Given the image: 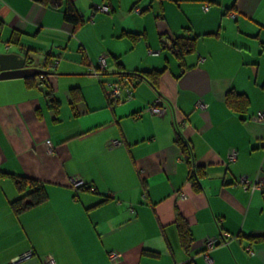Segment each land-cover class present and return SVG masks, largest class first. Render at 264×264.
I'll return each instance as SVG.
<instances>
[{"label":"crops","instance_id":"0c3cea01","mask_svg":"<svg viewBox=\"0 0 264 264\" xmlns=\"http://www.w3.org/2000/svg\"><path fill=\"white\" fill-rule=\"evenodd\" d=\"M178 1L171 15L169 5L158 6L157 38L140 58L127 63L110 52L113 63L85 81L71 76L89 73L86 66L99 69L101 56L96 63L98 54L86 53L87 43L80 40L86 48L78 44L80 57L57 60L84 25L82 12L84 23L73 29L61 11L33 0H0V51L20 53L38 68L54 55L53 68H43L47 76H36L39 85L26 81L31 76L0 79V169L39 179L48 193L45 202L16 216L9 202L20 193L11 179L0 178V264H43L48 253L56 264H114L111 250L120 254L115 264H264V120L257 117L264 113V0ZM183 1L191 2L184 12ZM142 20L135 18L139 28ZM125 28L119 36L144 32L146 40L145 29ZM182 33L198 37L180 66L160 38ZM14 34L17 44L10 40ZM164 67L157 90L141 80L129 99L108 102L101 83L116 71ZM75 87L82 96L72 107ZM229 89L248 97L243 117L227 106ZM157 99L165 107L161 114L147 110ZM176 131L205 168L200 192L187 181ZM244 176L258 178L262 188L243 189L237 181ZM73 177L90 189H73ZM176 211L192 231L189 253L178 242ZM208 238L227 241L208 252L210 261L203 253ZM27 251L30 257L17 260Z\"/></svg>","mask_w":264,"mask_h":264},{"label":"trees","instance_id":"16d2710c","mask_svg":"<svg viewBox=\"0 0 264 264\" xmlns=\"http://www.w3.org/2000/svg\"><path fill=\"white\" fill-rule=\"evenodd\" d=\"M36 3L42 5L45 8L48 9H53L57 11H61L63 20L70 24L73 29H77L82 26L84 23V19L78 10V8L75 6L73 0H33ZM153 0H150V3L148 6L140 9L139 13L146 12L151 9V2ZM158 2V6L160 9H162V0H156ZM178 1V0H174ZM207 4V3H206ZM106 5L109 8L110 12V7L107 4ZM204 6V5H203ZM134 7H137V1H135L132 5V9ZM156 19L162 18V12L158 9V11L155 13ZM121 36H125L131 40V42L134 44L136 43L141 37H145L144 32H131V31H122ZM166 37L168 41H163L162 38ZM198 35H186V34H178L174 35L173 37H168L165 36V34L161 35V44L162 47H166L169 45L170 51L175 55L176 59L178 60V64L184 65V57L187 53L192 52L195 50V45H196V40H197ZM15 38V40H14ZM18 38V34H14V36L10 39L14 41L16 44V40ZM54 55L52 54H47L44 59V65L43 68L48 71V69L53 68V60L51 57ZM117 60V59H115ZM116 62V61H115ZM117 66L118 68L122 67V64L117 61ZM42 68V69H43ZM166 69H151V70H141V71H129V72H124V71H116L113 76L111 77L110 80H102L103 82H117L122 78H126L130 83H131V96L133 92V87L136 85V83L140 82L141 80H146L148 81L156 90L158 87V80L163 73V71ZM50 71V70H49ZM98 71H105L104 69H98ZM49 74V73H48ZM99 75V73H96ZM39 76L40 78H45L47 76V73H43L41 75H36ZM36 76H31L29 78H26V81L30 85H39L38 82L35 83ZM103 82L101 84H103ZM103 86V85H102ZM71 92V106L75 107V104L77 101L80 100L81 98V92L78 88H72L70 90ZM47 96L50 97V104L49 106L54 110L57 111L58 107V101L56 98L51 96V90L47 91ZM105 96L110 103V100L108 99V96L105 92ZM130 96V97H131ZM129 97V98H130ZM127 98V99H129ZM225 102L228 107H230L232 110L238 112L242 117L243 114L245 113L246 109L248 108L249 105V100L248 97L243 94V93H238L235 92L232 89H229L226 91L225 94ZM121 103V102H120ZM111 104V103H110ZM112 105V104H111ZM174 142L176 143V146L180 150L181 156L183 157L184 161L186 162L188 166V176H187V181L190 185V188L192 189L193 192H200L202 189V184L201 180L206 176V171L203 165L197 164L196 159L194 157V153L192 150L191 143L188 139H186L181 132L176 131L175 133V138ZM9 178L13 181L17 191L20 193L19 196L9 202V206L12 210V212L18 216L22 212L39 205L43 202H45L48 199V193L46 191V188L44 184L37 178L30 177L27 175H20L16 174L13 172H8L0 169V178ZM238 184H240V178L238 179ZM77 188H81L84 190H89L90 186L87 185V183H83ZM176 232H177V237H178V242L181 246V248L186 252L189 253L191 251V247L193 245V235L192 231L190 229L188 221L178 212L176 211V216L173 221ZM252 237L250 236L249 239ZM217 240V245L222 244V242H226L225 240ZM207 248L203 250V253H205ZM116 252V251H109L108 252V259L110 260V253ZM209 252V251H208ZM143 254L146 255H151L154 256L156 252L150 251V250H143ZM120 260V259H119ZM111 261V260H110ZM112 262V261H111ZM118 262V261H117ZM116 262V263H117ZM113 263V262H112ZM115 264V263H114ZM185 264H194L193 260L187 261Z\"/></svg>","mask_w":264,"mask_h":264},{"label":"rangeland","instance_id":"374dc122","mask_svg":"<svg viewBox=\"0 0 264 264\" xmlns=\"http://www.w3.org/2000/svg\"><path fill=\"white\" fill-rule=\"evenodd\" d=\"M135 1H137V6L140 9L148 6V4L150 3V0H74L75 6L79 9L80 12L83 13L86 21L84 25L72 36L73 39L71 38V41L67 48L61 51L57 50L61 53V57H59L57 60H64L65 63L70 62L67 61L66 58H63L64 54L67 56V59L73 55H77L78 57H80L81 51L77 49L78 44H82L80 40H83L88 44L87 50L85 48V45L82 44L86 50V53L89 52L92 55L98 54L96 63L98 62V58L100 55H105V57L109 58V60H106L107 58H105V65L108 63H113L110 52H120L122 54V60L127 59V63H131L132 60L140 58L143 54V49L147 50L146 43L152 38H157V35L155 37V13L158 11V3L156 0H153L151 2L150 10L144 13H138L131 8L132 4ZM178 2H175L173 0H162V4H164L163 9H165V5H169L166 8V13L168 15H171V11L176 9L175 4L177 5ZM105 3L115 6V12L110 14V12L102 11L100 7ZM186 3L191 2L183 1L181 3L182 6L180 10L182 12H184V6L186 5ZM198 3H200L199 5H202L201 2ZM92 13L94 14L92 15ZM95 17H97L96 21L94 20ZM139 17L143 19V24L140 28L135 22V18ZM122 24L126 26V30L142 31L145 29L147 35L146 40L145 37H141L140 40L133 44L129 38L125 36H119L121 28H123ZM0 45H2L1 42ZM2 47H5L4 44L2 45ZM162 57H164V55ZM76 68L78 69L79 67L76 66ZM86 69L89 73L82 75H73L71 77L89 81L91 78L97 79L95 73H99L100 76L101 73H103L102 71H98V69L96 70L93 66H86ZM107 83L108 81L103 82L102 84L104 87H102L104 93L108 91ZM70 185L73 189H77L73 186V183L71 181ZM226 243L227 241L223 244ZM216 246L217 243L214 247ZM210 250L211 249H209V251ZM48 254H46L45 256H47ZM44 259L45 258L42 259L43 264H45Z\"/></svg>","mask_w":264,"mask_h":264},{"label":"built area","instance_id":"2783aa9c","mask_svg":"<svg viewBox=\"0 0 264 264\" xmlns=\"http://www.w3.org/2000/svg\"><path fill=\"white\" fill-rule=\"evenodd\" d=\"M204 9L208 8V4H204L203 6ZM100 9L102 11L108 12L109 8L106 5H102L100 7ZM135 12L140 11V8L134 7L133 8ZM229 15H231L232 17L235 16L234 13H229ZM155 52V51H154ZM44 59L42 61V67L44 65ZM105 55H101L100 59H99V69H104L105 68ZM108 91H106V94L108 96V99L110 100V103L112 105H116L124 100H126L127 98H129L131 96V83L126 79V78H122L117 82H108ZM147 110L151 111L154 114H161L165 111V107L161 104V102L159 101V99H157L156 101H154L152 104H150L147 107ZM258 119L260 120H264V113H258ZM46 143L48 144V149L51 151V144L50 141L47 140ZM118 141H111V144H117ZM236 151L235 150H231L228 154V158L229 161H234L236 159ZM71 182L73 183V186L75 188H77L78 186H80L81 184H83V180L79 177H73L71 178ZM240 184L241 187L245 190H254V189H261L262 188V183L258 180V178L255 179H249L248 177H241L240 178ZM216 244V238H208L205 240V247L207 248V250L209 251V249H212ZM249 249V248H248ZM208 251H206L205 257L207 258L208 261H210L209 255H208ZM32 255V253L30 251H27L25 253H23L17 260H21V259H26L28 257H30ZM44 262L45 264H56L55 263V259L53 257L52 254H48L47 256L44 257ZM120 259V254L118 252H112L110 253V260L113 263H116L117 261H119Z\"/></svg>","mask_w":264,"mask_h":264},{"label":"water","instance_id":"95a60500","mask_svg":"<svg viewBox=\"0 0 264 264\" xmlns=\"http://www.w3.org/2000/svg\"><path fill=\"white\" fill-rule=\"evenodd\" d=\"M42 68L32 66L24 55L8 51H0V79L11 77H26L43 74Z\"/></svg>","mask_w":264,"mask_h":264}]
</instances>
